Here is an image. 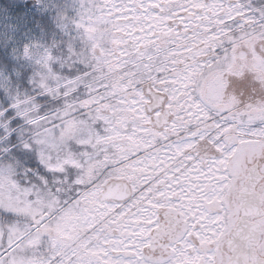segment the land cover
<instances>
[{
    "label": "snow or ice",
    "instance_id": "1",
    "mask_svg": "<svg viewBox=\"0 0 264 264\" xmlns=\"http://www.w3.org/2000/svg\"><path fill=\"white\" fill-rule=\"evenodd\" d=\"M9 17L0 264H264V0H0Z\"/></svg>",
    "mask_w": 264,
    "mask_h": 264
},
{
    "label": "rangeland",
    "instance_id": "2",
    "mask_svg": "<svg viewBox=\"0 0 264 264\" xmlns=\"http://www.w3.org/2000/svg\"><path fill=\"white\" fill-rule=\"evenodd\" d=\"M62 2V0H61ZM48 15L50 17H54L55 15V10L54 9H49L48 10ZM13 24V21L11 17H9L7 20H0V29L7 30V28H10ZM32 28V35L35 37H40L42 38L46 43H51L53 39L56 38V33L49 28H46L42 25L41 20L39 17H37L35 23L31 26ZM52 28H55V20L53 19L52 22ZM62 35V33H61ZM56 55H62L63 53L60 51H57L55 53Z\"/></svg>",
    "mask_w": 264,
    "mask_h": 264
}]
</instances>
